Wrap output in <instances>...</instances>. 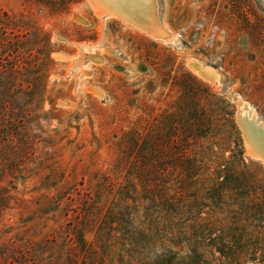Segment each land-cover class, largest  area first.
Listing matches in <instances>:
<instances>
[{
	"label": "rangeland",
	"instance_id": "rangeland-1",
	"mask_svg": "<svg viewBox=\"0 0 264 264\" xmlns=\"http://www.w3.org/2000/svg\"><path fill=\"white\" fill-rule=\"evenodd\" d=\"M159 1L178 46L100 19L87 0H0V178L12 196L0 264H62L78 251L82 204L100 216L133 205L135 226L157 223L149 262L171 250L173 264L264 263V165L246 153L237 104L224 93L229 86L264 120V0ZM191 59L221 73L223 89L199 78ZM165 138L175 147L161 154ZM157 156L187 157L167 166L164 187L189 213L161 218L162 204L145 198L151 183L128 171ZM98 222L81 230L86 242ZM122 243L102 238L104 264H138Z\"/></svg>",
	"mask_w": 264,
	"mask_h": 264
},
{
	"label": "trees",
	"instance_id": "trees-1",
	"mask_svg": "<svg viewBox=\"0 0 264 264\" xmlns=\"http://www.w3.org/2000/svg\"><path fill=\"white\" fill-rule=\"evenodd\" d=\"M73 1L75 0H66V2L62 3V8L67 7L68 3ZM205 122L208 123L207 120ZM171 147L174 148L175 146L170 145L169 141L165 138L161 143V154L163 152L170 153L169 148ZM15 157L18 158L17 161H20L22 160V157L25 156ZM184 158L187 157L157 156L155 159L152 158L153 161H147L146 159L140 158L138 161L133 160L128 166V171L133 173L134 177L137 178L138 181L141 183L143 182L144 185H149L151 183L152 187L144 188L145 191L151 192V196H145V198H148L153 202H158V204L159 202L162 204L159 212L162 213L161 218L163 219H167L168 215H172V213H175V215L189 213V208L183 210L184 203L180 204L181 199L176 198L174 194L165 192V189H168V187H164V183H166L165 172L167 166L175 160H181ZM1 180L2 177L0 178V216L2 211L8 207L9 201L12 198L9 189L4 183H1ZM109 182L110 181L105 182L104 186H109ZM122 197L125 199L130 197L134 200V197L127 191L124 192ZM142 197H144V195ZM84 198L85 200L83 202H86L90 201L92 196L90 194H85ZM133 208V205L131 206L129 204H125L124 211H120L114 207H108L105 213L100 216L95 210H89V207H87L86 204H82L81 211L75 215V217L78 218L81 215L78 221L79 227L74 230L76 238L75 247H77L78 251L68 253L62 264H104V257L101 253H99L97 246L106 235H112L115 238H123L122 245H126V249L122 250L121 248V251H125L130 258H136L138 264H173L174 262L172 259L175 258L176 252L171 250H167L169 255L164 260H161L160 257H155L151 262H149L146 259L147 256L144 255L145 247L148 246V244H155L158 241V238L161 237V231L160 229L156 230L155 227L157 223L152 224V227L135 226L132 213L136 211H134L136 208ZM98 220L99 222L96 229L95 240L86 242L83 238V234L80 233L81 230L87 226L95 224ZM100 246H102V244ZM216 249L222 251L221 248H218V246Z\"/></svg>",
	"mask_w": 264,
	"mask_h": 264
},
{
	"label": "bare ground",
	"instance_id": "bare-ground-1",
	"mask_svg": "<svg viewBox=\"0 0 264 264\" xmlns=\"http://www.w3.org/2000/svg\"><path fill=\"white\" fill-rule=\"evenodd\" d=\"M136 0H99V2L107 4L110 3V5L113 6L114 9L125 11L126 13H129L130 16H132L137 21L143 22L146 18H149L151 14V8H153V1L152 0H146L147 6L146 8L137 9L134 7V3ZM155 11H154V19L153 22H149L148 28H152L155 30L154 32L148 31L144 28H141L139 26H136L135 24H131L127 20H124L123 18H120L116 14L113 13H101L98 11L97 8L93 7L95 12H97V16L100 19H104L107 17H115L120 18L127 22L128 24L134 26L135 28L141 30L142 32L148 34L149 36L162 41L164 43L170 44L172 46H178L181 44V40L178 34L170 30L163 22L162 16H161V3L159 0H155ZM149 16V17H148ZM152 20V18H150ZM148 26V25H147ZM166 34H164V32ZM82 46L84 45H92V44H85L80 43ZM111 53L113 54H119V50L112 49ZM53 56L56 58H64L63 55H61L58 52H54ZM97 59V58H95ZM192 63L189 64L190 69L201 79L211 84L214 88L221 90L223 89V82H222V76L221 73H219L216 69L213 67L205 64L204 62L200 60H192ZM188 62V61H187ZM188 64V63H187ZM188 66V67H189ZM136 70H144V67H137L134 68ZM128 73L133 74L134 70L128 68ZM224 93L229 96L231 100L236 102L237 104V111L236 116L239 119V123L243 128V132L245 135V146H246V153L250 155L252 158L259 160L264 165V120L259 116V114L256 112L255 108L251 106L248 102H246L237 92H233L229 86H224ZM93 89V88H92ZM95 94H97L100 97L104 96V91L99 89L98 87L94 88L93 91ZM246 264H260V263H253L248 262Z\"/></svg>",
	"mask_w": 264,
	"mask_h": 264
},
{
	"label": "water",
	"instance_id": "water-1",
	"mask_svg": "<svg viewBox=\"0 0 264 264\" xmlns=\"http://www.w3.org/2000/svg\"><path fill=\"white\" fill-rule=\"evenodd\" d=\"M152 1H153V8H151V14L149 15L150 17L148 16L149 18H146L143 22H141V21H137L136 19H134L132 16L129 15V13H126L125 11L114 9L113 6L110 5V3L104 4V3L99 2V0H87L88 3H90L93 7L97 8L98 11L101 13L116 14L117 16H119L120 18H123L124 20H127L131 24H135L136 26H139V27L144 28L148 31L154 32L155 30H153L152 28H148V27H151V26H149V22L150 21L153 22V19H154L153 13L155 11V3H154L155 0H152ZM150 18H152V20ZM154 33H157V32H154ZM164 34H166V33L164 32ZM243 136H244V134H243ZM260 264H264V263H260Z\"/></svg>",
	"mask_w": 264,
	"mask_h": 264
}]
</instances>
